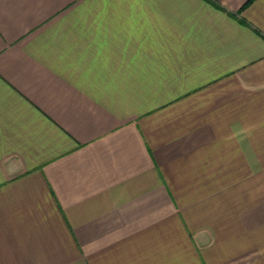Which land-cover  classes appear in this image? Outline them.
Segmentation results:
<instances>
[{
  "label": "crops",
  "instance_id": "crops-1",
  "mask_svg": "<svg viewBox=\"0 0 264 264\" xmlns=\"http://www.w3.org/2000/svg\"><path fill=\"white\" fill-rule=\"evenodd\" d=\"M0 0V264H264V0Z\"/></svg>",
  "mask_w": 264,
  "mask_h": 264
},
{
  "label": "trees",
  "instance_id": "trees-1",
  "mask_svg": "<svg viewBox=\"0 0 264 264\" xmlns=\"http://www.w3.org/2000/svg\"><path fill=\"white\" fill-rule=\"evenodd\" d=\"M250 2H251L250 0H249V1H247V2H246V5H247V4H249Z\"/></svg>",
  "mask_w": 264,
  "mask_h": 264
}]
</instances>
